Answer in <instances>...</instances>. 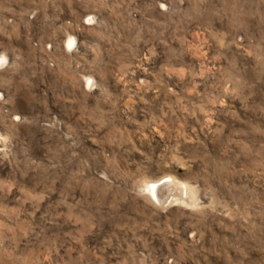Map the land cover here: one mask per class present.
<instances>
[{
  "label": "rangeland",
  "instance_id": "1",
  "mask_svg": "<svg viewBox=\"0 0 264 264\" xmlns=\"http://www.w3.org/2000/svg\"><path fill=\"white\" fill-rule=\"evenodd\" d=\"M0 264H264V0H0Z\"/></svg>",
  "mask_w": 264,
  "mask_h": 264
},
{
  "label": "bare ground",
  "instance_id": "2",
  "mask_svg": "<svg viewBox=\"0 0 264 264\" xmlns=\"http://www.w3.org/2000/svg\"><path fill=\"white\" fill-rule=\"evenodd\" d=\"M155 183V182H154ZM152 182L150 186V191L153 194V196L157 199H160L163 196V190L162 188H165V185L163 184L164 182H162L161 184H154ZM173 184V183H172ZM176 184V183H175ZM177 186V185H176ZM172 187V186H170ZM172 190V189H171ZM174 190V189H173ZM171 196V195H170Z\"/></svg>",
  "mask_w": 264,
  "mask_h": 264
}]
</instances>
